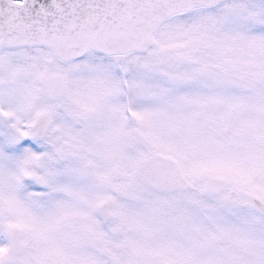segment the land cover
I'll return each mask as SVG.
<instances>
[{
	"label": "snow or ice",
	"instance_id": "obj_1",
	"mask_svg": "<svg viewBox=\"0 0 264 264\" xmlns=\"http://www.w3.org/2000/svg\"><path fill=\"white\" fill-rule=\"evenodd\" d=\"M0 264H264V0H0Z\"/></svg>",
	"mask_w": 264,
	"mask_h": 264
}]
</instances>
